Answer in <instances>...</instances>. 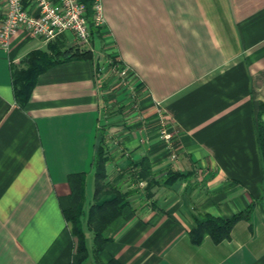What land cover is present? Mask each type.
Returning a JSON list of instances; mask_svg holds the SVG:
<instances>
[{
	"label": "crops",
	"instance_id": "1",
	"mask_svg": "<svg viewBox=\"0 0 264 264\" xmlns=\"http://www.w3.org/2000/svg\"><path fill=\"white\" fill-rule=\"evenodd\" d=\"M100 2L93 58L41 72L24 107L15 101L11 66L47 44L0 46V264H77L78 238L64 216L73 172H84L80 220L93 261L84 218L100 129L106 180L133 192L111 225L102 262L264 264V0ZM2 10L0 3V20ZM73 37L65 32L67 46L76 45ZM102 51L135 73L137 114H125L132 108L126 99L105 113L102 101L113 97L96 77ZM159 113L174 128L176 157L161 139ZM143 158L156 181L150 195L132 178ZM168 171L182 175L166 183ZM248 208L229 238L190 241L189 230L206 214L228 218Z\"/></svg>",
	"mask_w": 264,
	"mask_h": 264
},
{
	"label": "trees",
	"instance_id": "2",
	"mask_svg": "<svg viewBox=\"0 0 264 264\" xmlns=\"http://www.w3.org/2000/svg\"><path fill=\"white\" fill-rule=\"evenodd\" d=\"M102 36V27L96 26L91 28L90 42L94 47L93 37ZM65 33L60 34L47 42L46 48L32 49L26 53V56L21 59L19 67L13 64L11 70V80L15 101L18 106L24 107L30 99L31 91L37 81V76L47 70L53 64H58L64 60L71 59H91L93 52L89 48L82 46L70 45L67 46L63 41ZM105 53V59L98 61L96 58L95 70L96 77L99 78V84L102 92H106L111 87L110 76H103V68L111 67L122 68L125 64L117 59L112 53ZM108 60V61H106ZM111 71V70H110ZM137 85H135L136 89ZM105 95V94H104ZM259 141L262 156H264V126L259 130ZM104 129L99 130L97 143L95 144V153L92 159L94 168V188L92 194V203L89 205L85 216V222L89 232L92 235V258L98 264H121L116 258L111 257L107 262H102L98 257L103 249V244L108 241L111 235H106L108 228L112 223L121 216L122 209L127 204V197L132 194L131 190L122 189L119 185L111 183L107 178L106 163L108 154H106ZM264 160V159H262ZM147 158L141 160L139 168L133 171V179H144L147 181L145 186L146 191L156 183L153 178L152 168L149 165ZM165 182L169 183L173 179H177L182 174L176 171H168ZM84 172H73L68 174L67 180L70 186L69 200L70 206L64 210L65 220L71 224V230L77 236V249L75 261L77 264H84L89 255V250L86 244V234L83 232V222L80 220L83 216V203L85 200L84 192ZM150 195L151 192L147 191ZM248 208L245 212L232 214L228 218L215 217L205 215L198 219L196 225L189 230L190 241L194 244H199L205 235H209L214 242H220L222 239L230 237V232L236 221L249 218Z\"/></svg>",
	"mask_w": 264,
	"mask_h": 264
},
{
	"label": "built area",
	"instance_id": "3",
	"mask_svg": "<svg viewBox=\"0 0 264 264\" xmlns=\"http://www.w3.org/2000/svg\"><path fill=\"white\" fill-rule=\"evenodd\" d=\"M0 3L3 9L0 20V46L7 52L10 51L14 39L37 40L41 44H47L65 32H71L79 46L89 48L93 52L94 47L89 38L91 28L100 26L103 29L100 0H1ZM98 57V61H103V57ZM110 70L104 67V75L106 71L116 73L121 83L125 79L130 84L136 81L135 73L127 65L122 68L111 67ZM134 87L135 85L132 88L135 89ZM132 107L135 112L139 108L137 102ZM156 124L160 128L161 139L167 142L171 156L176 157L177 146L172 138L174 128L170 121L164 114L159 113ZM136 183L140 189L146 186L144 179H137Z\"/></svg>",
	"mask_w": 264,
	"mask_h": 264
},
{
	"label": "rangeland",
	"instance_id": "4",
	"mask_svg": "<svg viewBox=\"0 0 264 264\" xmlns=\"http://www.w3.org/2000/svg\"><path fill=\"white\" fill-rule=\"evenodd\" d=\"M97 43L98 42H96V47L99 46ZM99 56H101L105 59V53L103 51L100 53ZM14 65H15V67H19L21 64H14ZM103 76H110V78H111L110 79L111 87L108 88L107 93H108V96L113 97V100L110 101L111 103H108L105 100L102 101L103 102V109H104L105 113H106V110L109 111L110 109L112 112V110L114 109V106H118L125 99L128 100L130 106H133V104H135L137 102V99H138L137 98L138 94L136 95L137 91L135 92L136 89L132 88L135 85V82L130 84V82L125 79L121 83L120 80L117 79L116 73L112 74V73H108L107 71L105 72V75H103ZM106 105H107V108H106ZM137 109H139V108H137ZM134 110L135 109H133V107L128 109V110L126 109L125 114L130 113V112H134ZM111 227L112 226H110L108 228V230H106L107 231L106 235L110 234L109 230L111 229ZM84 264H98V263L95 261V259H93L92 262L86 261Z\"/></svg>",
	"mask_w": 264,
	"mask_h": 264
}]
</instances>
